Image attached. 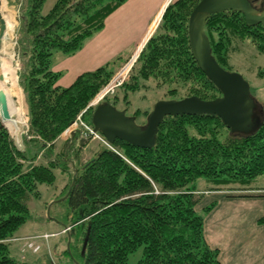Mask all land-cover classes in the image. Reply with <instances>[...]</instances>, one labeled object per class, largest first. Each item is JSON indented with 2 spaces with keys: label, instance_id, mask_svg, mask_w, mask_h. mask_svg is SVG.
Wrapping results in <instances>:
<instances>
[{
  "label": "trees",
  "instance_id": "1",
  "mask_svg": "<svg viewBox=\"0 0 264 264\" xmlns=\"http://www.w3.org/2000/svg\"><path fill=\"white\" fill-rule=\"evenodd\" d=\"M124 1L56 0L43 14L45 0H9L18 11L12 61L24 94L28 127L19 147L0 120V264L16 263L9 255L8 240L31 218L29 202L40 196L39 186H56L55 171L69 180L54 192L46 218L62 230L68 228L63 233L67 244L63 255L70 264H220L218 249L206 243L203 233L204 215L214 203L202 211L195 206L206 192L247 191L253 189L256 177L264 175V110L251 87L258 109L255 125L247 132H230L215 115H168L159 124L152 147L117 139L83 162L84 140L90 136L77 129L59 141L111 71L103 65L61 86L60 72L52 69L54 55L79 50ZM198 1L172 0L165 7L135 71L122 86L125 96L142 92L141 100L148 99L144 92L150 81L162 86L150 106L134 107L131 113L127 107L118 108L140 125L158 100L191 95L210 100L220 95L197 66L189 45L188 17ZM250 1L264 8V0ZM3 5L4 0L1 12L8 27ZM203 30L212 56L224 69L232 71L231 59L246 41L264 53V27L248 25L237 10L211 14ZM0 70L5 76L3 60ZM257 75L264 78V66ZM4 76L0 87L14 116L6 121L18 131L24 126L19 92ZM90 119L91 112L85 121L92 126ZM38 156L42 161H35ZM198 179L208 186L196 189ZM53 207L62 213H55ZM139 249V257L131 262ZM36 262L53 264L47 256L42 262L36 257L20 263Z\"/></svg>",
  "mask_w": 264,
  "mask_h": 264
},
{
  "label": "crops",
  "instance_id": "2",
  "mask_svg": "<svg viewBox=\"0 0 264 264\" xmlns=\"http://www.w3.org/2000/svg\"><path fill=\"white\" fill-rule=\"evenodd\" d=\"M169 1L125 0L106 17L104 26L89 37L85 47L83 44L75 53L55 58L52 69L60 72L57 83L67 86L79 74L109 65L119 57H122L121 62L136 49L131 62L134 61ZM95 54H100L101 59ZM65 138L62 135L61 140ZM252 188L247 191H211L195 206L198 211L214 203L204 215L203 233L206 243L218 249L220 264H264V185ZM41 221L39 217L30 218L29 223L25 222L22 225L25 227L21 226L23 229L16 232V238L9 241V251L11 246L18 256L25 254V262L31 263L36 257L30 251L22 250L24 242L18 238L30 235L31 228L36 229L34 225Z\"/></svg>",
  "mask_w": 264,
  "mask_h": 264
},
{
  "label": "water",
  "instance_id": "3",
  "mask_svg": "<svg viewBox=\"0 0 264 264\" xmlns=\"http://www.w3.org/2000/svg\"><path fill=\"white\" fill-rule=\"evenodd\" d=\"M1 8L2 0H0V69L2 43L7 29ZM228 10L241 12L248 25L259 23L264 27V8L259 9L250 0H199L188 17V38L192 55L200 70L220 92L219 96L210 100H203L195 95L158 100L153 104L143 125L136 123L134 116L127 115L124 110L107 101H101L91 111L92 132L101 134L110 145L120 139L136 147L150 148L155 142L158 126L163 118L168 115L184 114L215 115L230 132L249 131L255 125L258 109L257 102L251 96L250 85L239 72L224 69L219 65L211 54L210 43L203 30L205 21L211 14ZM3 76L0 72V81L3 80ZM9 118L7 97L0 87V119L4 124ZM75 131L73 130L71 135Z\"/></svg>",
  "mask_w": 264,
  "mask_h": 264
},
{
  "label": "rangeland",
  "instance_id": "4",
  "mask_svg": "<svg viewBox=\"0 0 264 264\" xmlns=\"http://www.w3.org/2000/svg\"><path fill=\"white\" fill-rule=\"evenodd\" d=\"M4 1H5V5H3V7H5L4 13L7 15V19H9L10 24L7 27L6 34L4 37V42H3V46H2V52H1V60L5 61V62L6 61L10 62L9 66L11 68H13V77L10 79L9 85L10 86L16 85L17 91L19 92V98L21 100V105H22L21 116H22V119L24 121L23 128H21L18 131L12 130L9 127V124L6 120L4 121V124H5L4 126L7 128L10 135L13 137L16 145L19 147H22L23 139H24L25 134H26V128L28 127L27 107H26V104L24 102V94H23V92H22V90L18 84L17 67H16L15 62L12 61V59H13L12 46H13L15 38L17 36V28H18L19 20H17V16H18L17 8L15 6H13V4H10L9 0H4ZM55 1L56 0H45V2L43 3V5L41 7V12L43 14L46 13L51 8V6L54 4ZM163 12H164V10H163ZM163 12L161 13V16L157 22L156 27L155 28L153 27L154 29L150 30V33H151L150 36L154 33L158 24L160 23V21H161L160 19L162 17ZM149 37L147 38V40L149 39ZM89 39H90L89 37L86 39L83 47H85L86 44L89 43L88 42ZM147 40L144 42V44L140 48L139 53H138L136 59L134 60V62L132 61L133 64L130 61V64H132V65H131V68H130L126 78L118 86H115L113 89H111L102 98V100L106 99V100L111 101L112 103L115 104V106L117 108L122 109V108L127 107L129 109V110H127V113H131L133 111L134 107L136 108V107L147 106V105H145L146 103H148V106H150L149 104H151V101L154 100L153 96L156 95V97H158L161 95V93L159 92V89L161 90L162 86L157 84V80L150 81L149 82V90H148L147 94H146V92H144V94L147 95L148 99L144 98L141 100L139 98L140 95L142 94V92H141V94L136 93V94H131V95L125 96L124 89H122L123 84L129 80L130 74L135 71V65L137 63V59H138L142 49L144 48ZM135 52H136V49L131 53V55L129 57H127V59H124L121 62H120V60L122 57H119V58L115 59V61H113L112 63L107 65L109 71H111V75L109 76L107 81L105 83H103L101 85V87H99L98 91L88 101L87 105L95 98V96L108 83H110V81L113 79V77L117 73V71H119V69L122 68L123 65H125L131 59V57L134 55ZM58 55H62V54L56 53L54 55V60ZM234 56L235 57H233L231 59L232 66H230L229 69H231L232 71L239 72L248 81V83H249V85L253 91L254 96L258 99V101L260 102V105H262V108L264 110V78L259 77L257 75L258 69L262 68L264 66V53L258 52L253 44H250L249 42L246 41V43L241 47V50L238 53H236ZM96 57H98L100 60L102 56L100 54H97ZM131 60H133V59H131ZM67 63H68V60H67ZM72 68H73V66H72ZM12 79H14V80H12ZM147 100H148V102H147ZM127 101H130L131 103L128 104ZM93 107L94 106H91L87 110L91 112ZM86 111H84L83 115L80 116V118L84 121L85 124H87L85 119L89 118V116H90V112L87 113ZM80 112L78 113L77 116H79ZM141 116H143V115H141ZM75 120H77V117ZM72 123H71V125H72ZM73 128H75V130L76 129L86 130L84 127L82 128L79 124L77 126L72 125L71 129H73ZM62 135H63V137L64 136L69 137V134L65 133V131H63L59 136V141L61 140ZM84 141H85V147L82 150L81 155H80L81 162L89 159L92 155H94V153L97 149L102 147L103 144L105 145V143L101 140V138L94 137V136L90 137V138H86ZM56 148L60 149V146L56 147ZM53 152L55 153V149ZM35 161L36 162L42 161L41 156H38L35 159ZM55 172L57 175V180L55 183L56 186L40 185L39 186L40 196L37 198H31L30 203H29L31 218H33V217L38 218L39 217L42 220L41 222H37L36 223L37 225H34V227H36V229L33 227L31 228L32 231L30 234H42V233L54 234V236H51L47 239L41 240L42 241L41 250L37 254H33V256L39 257L40 262L44 261L45 257L47 256L51 260V263H53V264H70V260L67 259V257L65 255H63V252L65 250V246L67 244H66L65 234H63L64 232H62V227L58 224H54V223L52 224L50 222V220L46 218L48 207L52 203L51 201L54 197V192H57V190L60 186H62V185L66 186V183L69 180L68 179L69 177L67 175L61 176L59 174V171H55ZM208 184L209 183L207 181H205L204 179H198L196 181L195 185H196V189H203L204 187L208 186ZM252 185L253 186L264 185V175H260V176L256 177L252 181ZM204 207L205 206H203L201 208V210H198V211H202V209ZM53 211L55 213L56 212L62 213L59 210V207H53ZM27 223H29V222H27ZM49 223H51V224H49ZM31 226H33V224ZM22 227H25V225ZM22 227H20L17 230V232L20 229H23ZM37 227H41V228L37 229ZM26 235H28V234H26ZM15 238L16 237L10 238L8 241H10V240L13 241ZM12 249H13V247L10 246L9 255L11 258H13L16 261L15 264H21L20 263L21 261L23 262L26 260V257L22 258L21 256H18L17 253L15 252V250L14 249L12 250ZM41 255H43V256H41ZM139 255H140V249L134 255H132L129 258V260L131 262H134L135 260H137ZM38 263L39 262H36V264H38Z\"/></svg>",
  "mask_w": 264,
  "mask_h": 264
},
{
  "label": "built area",
  "instance_id": "5",
  "mask_svg": "<svg viewBox=\"0 0 264 264\" xmlns=\"http://www.w3.org/2000/svg\"><path fill=\"white\" fill-rule=\"evenodd\" d=\"M133 57V56H132ZM131 57V59H132ZM131 59L125 64L123 65L122 68L119 69V71H117V73L114 75L113 79L110 81V83H108L96 96L95 98L88 104L86 105V107L80 112L79 116H77V120H75L72 125H80L82 128L84 127L86 130L84 131H88L90 133H92V135L94 137H98V138H101V140L105 143V145L108 146L107 142L102 138L100 137L98 134L96 133H93L92 130H91V127L87 124L84 123V121L80 118V116L83 114V112L90 108L91 106H95L96 104H98L100 101H102V98L111 90L113 89L115 86H118L127 76L130 68H131V65L133 64H130L129 62L131 61ZM128 65V66H127ZM127 66V67H126ZM71 126H69L67 129H66V133L70 132L71 129ZM75 129V128H73ZM110 147V146H109ZM68 228H65L62 230V232H65L67 231ZM51 236H54V234L52 233H42V234H30V235H27L25 237H21V238H18L20 240H23L24 244H23V251L24 250H28L30 251L31 253L33 254H37L40 250H41V246H42V239H47ZM22 258H25V254H22L21 255Z\"/></svg>",
  "mask_w": 264,
  "mask_h": 264
},
{
  "label": "bare ground",
  "instance_id": "6",
  "mask_svg": "<svg viewBox=\"0 0 264 264\" xmlns=\"http://www.w3.org/2000/svg\"><path fill=\"white\" fill-rule=\"evenodd\" d=\"M4 63H5V79L6 80H10L13 77V68H11L9 66V63L10 62H7V61L5 62L4 61ZM5 91H7V89H5ZM10 116H11L10 119L13 120L14 119V116L12 114Z\"/></svg>",
  "mask_w": 264,
  "mask_h": 264
}]
</instances>
